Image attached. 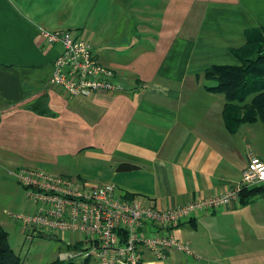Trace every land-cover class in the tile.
<instances>
[{"label":"crops","instance_id":"0c3cea01","mask_svg":"<svg viewBox=\"0 0 264 264\" xmlns=\"http://www.w3.org/2000/svg\"><path fill=\"white\" fill-rule=\"evenodd\" d=\"M260 27L264 0H0V226L9 245L14 234L44 232L16 218L36 209L20 168L113 183L116 195L158 209L236 187L250 156L264 161V124L230 131L224 95L207 89L215 83L203 72L239 64L234 52ZM41 29L89 42L124 90L69 95L51 85L62 47ZM172 233L194 254L143 251L140 264H264V192L194 214ZM62 239L69 248L81 234Z\"/></svg>","mask_w":264,"mask_h":264},{"label":"built area","instance_id":"2783aa9c","mask_svg":"<svg viewBox=\"0 0 264 264\" xmlns=\"http://www.w3.org/2000/svg\"><path fill=\"white\" fill-rule=\"evenodd\" d=\"M40 32L48 44L59 43L62 47L52 63L51 85L69 95L124 90L125 78L98 62L89 42L66 30ZM16 179L36 204L34 212L16 215L27 228H39L62 238L68 232L81 234V243L61 252V260L76 264H140L143 251L161 260L171 249L192 254L188 242L175 237L172 229L194 214L238 198L242 188L262 184L264 161L250 156L238 185L222 194L167 209L116 195L113 183L72 181L37 168H20Z\"/></svg>","mask_w":264,"mask_h":264},{"label":"trees","instance_id":"16d2710c","mask_svg":"<svg viewBox=\"0 0 264 264\" xmlns=\"http://www.w3.org/2000/svg\"><path fill=\"white\" fill-rule=\"evenodd\" d=\"M257 28L248 34L246 44L234 52L239 64L211 65L203 74L206 80L215 84L207 89L221 92L226 100L224 121L230 131H234L241 123L261 120L264 124V47H250L253 42L250 35L257 32ZM253 53V54H252ZM118 169H129L130 164H120ZM264 192L260 184L250 188H242L240 197H246ZM129 198V197H127ZM0 264H21L19 256L8 242L7 232L0 226ZM54 264V262L48 263Z\"/></svg>","mask_w":264,"mask_h":264},{"label":"rangeland","instance_id":"374dc122","mask_svg":"<svg viewBox=\"0 0 264 264\" xmlns=\"http://www.w3.org/2000/svg\"><path fill=\"white\" fill-rule=\"evenodd\" d=\"M250 37L253 42L248 45V47L244 50L245 53L242 54H246L247 49H250V47L261 49L264 47L263 29H259L254 34L252 33ZM73 235L75 237V234H72V236ZM10 246L14 252L19 254L23 264H48L51 262H54V264L74 263H69L59 258L61 251L60 248H65L64 241L56 235L53 237L49 232L44 231L43 235L34 233L31 240L25 238V236L21 237L20 235L17 236L14 234L10 239ZM67 249L68 248H65L63 251Z\"/></svg>","mask_w":264,"mask_h":264}]
</instances>
